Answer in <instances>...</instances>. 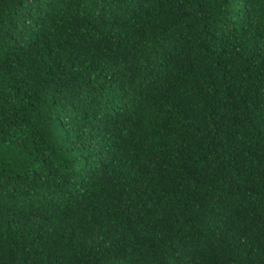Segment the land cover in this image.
Here are the masks:
<instances>
[{"label": "trees", "instance_id": "1", "mask_svg": "<svg viewBox=\"0 0 264 264\" xmlns=\"http://www.w3.org/2000/svg\"><path fill=\"white\" fill-rule=\"evenodd\" d=\"M0 264H264V0H0Z\"/></svg>", "mask_w": 264, "mask_h": 264}]
</instances>
